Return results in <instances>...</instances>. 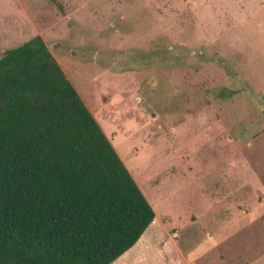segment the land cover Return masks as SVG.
<instances>
[{"label":"rangeland","instance_id":"rangeland-1","mask_svg":"<svg viewBox=\"0 0 264 264\" xmlns=\"http://www.w3.org/2000/svg\"><path fill=\"white\" fill-rule=\"evenodd\" d=\"M35 35L156 213L151 264H264V0H0V54Z\"/></svg>","mask_w":264,"mask_h":264},{"label":"trees","instance_id":"trees-1","mask_svg":"<svg viewBox=\"0 0 264 264\" xmlns=\"http://www.w3.org/2000/svg\"><path fill=\"white\" fill-rule=\"evenodd\" d=\"M154 216L43 38L3 50L0 264H111Z\"/></svg>","mask_w":264,"mask_h":264},{"label":"crops","instance_id":"crops-1","mask_svg":"<svg viewBox=\"0 0 264 264\" xmlns=\"http://www.w3.org/2000/svg\"><path fill=\"white\" fill-rule=\"evenodd\" d=\"M155 217L157 218L156 213L154 219ZM155 221L156 219L153 222ZM154 235H156L155 238L159 237L158 233ZM136 243L128 250H126L122 255H120L116 260H114L111 264H151L153 258H160V260L166 261V252L159 249L157 244H155V246L154 244L149 245L150 239H145L139 246H136ZM220 257H223V255H221Z\"/></svg>","mask_w":264,"mask_h":264}]
</instances>
